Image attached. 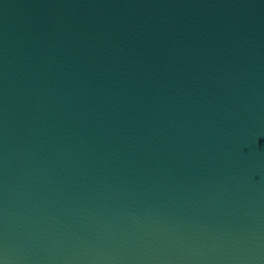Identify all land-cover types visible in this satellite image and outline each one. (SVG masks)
I'll list each match as a JSON object with an SVG mask.
<instances>
[{
	"label": "water",
	"instance_id": "obj_1",
	"mask_svg": "<svg viewBox=\"0 0 264 264\" xmlns=\"http://www.w3.org/2000/svg\"><path fill=\"white\" fill-rule=\"evenodd\" d=\"M0 264H264V0H0Z\"/></svg>",
	"mask_w": 264,
	"mask_h": 264
}]
</instances>
